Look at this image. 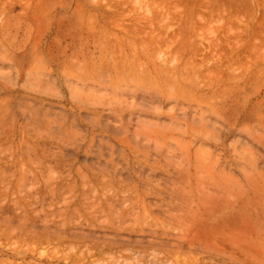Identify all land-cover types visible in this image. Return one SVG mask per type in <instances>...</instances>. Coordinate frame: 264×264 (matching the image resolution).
<instances>
[{
	"label": "rangeland",
	"instance_id": "rangeland-1",
	"mask_svg": "<svg viewBox=\"0 0 264 264\" xmlns=\"http://www.w3.org/2000/svg\"><path fill=\"white\" fill-rule=\"evenodd\" d=\"M0 264H264V0H0Z\"/></svg>",
	"mask_w": 264,
	"mask_h": 264
},
{
	"label": "bare ground",
	"instance_id": "bare-ground-1",
	"mask_svg": "<svg viewBox=\"0 0 264 264\" xmlns=\"http://www.w3.org/2000/svg\"><path fill=\"white\" fill-rule=\"evenodd\" d=\"M118 2V1H117ZM120 4V3H119ZM113 5V4H112ZM117 5V4H116ZM124 5V4H123ZM94 8H96V7H94ZM113 8V7H112ZM100 10V9H99ZM119 10H120V7H119ZM113 12V11H112ZM116 12V11H115ZM120 12V11H119ZM114 14V13H113ZM118 15H119V13H117ZM154 14V13H153ZM115 15V14H114ZM155 15V14H154ZM154 18H155V16H153ZM163 19V18H162ZM162 19H161V21H162ZM161 21L159 20V23H161ZM156 22V21H155ZM150 23V26H151V24L152 25H154L155 23H154V21H153V23L150 21L149 22ZM134 26V25H133ZM156 26H157V24H156ZM136 27V26H135ZM155 27V26H154ZM154 27H152V29L154 28ZM132 28V27H131ZM136 29V28H135ZM156 29V27L154 28V30ZM137 30H139V28L138 29H136V31ZM153 30V31H154ZM89 32V31H88ZM139 32V31H138ZM141 33V32H140ZM153 33V32H152ZM156 34V33H155ZM154 34V35H155ZM162 34V33H161ZM161 34L159 35H157V36H151V38L149 39L148 38V36H150V34L148 35V36H146V38L144 39L143 37L145 36V35H143V37L141 36L142 34H139V33H137V32H135L134 31V29L132 30V31H130V29L129 30H127V33H126V38H128L129 39V41H131V42H133L134 44L135 43H142L143 45H141L140 47H137V45H134V47L132 46V45H127V44H124V45H122L123 43H119L118 42V47H120V49L122 48L123 50H141L140 52L138 51L137 52V55H136V59L133 61V62H130L128 65L126 64V65H124V64H121V65H119L117 62H114V63H112V65H111V67H113L112 69L113 70H115V72L117 73V79L118 78H120L121 80H123L124 78H125V76H126V73L127 72H130V73H132V71L133 70H135L136 71V74L138 75L139 73L137 72L139 69V67H140V60H141V58H140V53H143V55L145 54L146 55V67H145V70L143 69V73L145 74V75H143V74H141L140 76L138 75L137 77H138V80L139 81H142V80H145V79H149L150 81H155V83H159V81H158V79H161V80H165V81H171L172 80V75H169V74H167V73H165V71L163 70V69H161L160 68V66H158L157 64H155V62H154V60H153V58H152V54H151V52H150V50H154L155 52H159L160 50H162L163 49V45L164 44H166V42H167V40H169L170 38H165V36L162 34V36H161ZM89 36H92V34L89 32V34H88ZM153 35V34H152ZM94 36V35H93ZM164 36V37H163ZM153 37V38H152ZM102 40H104V39H102ZM101 40V41H102ZM169 42V41H168ZM103 43H105L104 41H103ZM102 42L98 45V44H93L94 46H95V48L97 49V47L99 48V50H102V47H101V44L103 45V49L105 48V50H107L106 49V47L104 46V44H103ZM168 44V43H167ZM92 45V46H93ZM108 47H110L109 45H108ZM111 47H113V46H111ZM110 47V49L112 50L113 48H111ZM84 48V47H83ZM90 48V44L88 43V45L85 47V50H88ZM108 51V50H107ZM180 51V49H178V50H174V53H178ZM106 53H108V52H106ZM139 54V55H138ZM174 55H176V54H174ZM174 59H175V57H174ZM139 63H138V62ZM151 62V63H150ZM110 63V62H109ZM101 67V66H100ZM176 67L177 66H174V67H171L170 69H169V72H170V74L171 73H174V71H175V69H176ZM95 68V67H94ZM102 68V67H101ZM105 68V67H104ZM102 69L101 70V72L100 73H98L97 72V76H101L102 74H107V70H105V69ZM104 71H105V73H104ZM102 73V74H101ZM128 74V73H127ZM131 75V74H130ZM120 79H118V80H120ZM13 220V219H12ZM11 220V221H12ZM20 223V222H19ZM34 226V225H33ZM10 231H8V233H9ZM10 234V233H9ZM8 235V234H7ZM11 235V234H10ZM9 235V236H10ZM7 237V236H6Z\"/></svg>",
	"mask_w": 264,
	"mask_h": 264
}]
</instances>
